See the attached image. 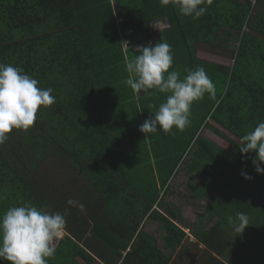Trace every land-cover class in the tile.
Listing matches in <instances>:
<instances>
[{
	"label": "trees",
	"instance_id": "16d2710c",
	"mask_svg": "<svg viewBox=\"0 0 264 264\" xmlns=\"http://www.w3.org/2000/svg\"><path fill=\"white\" fill-rule=\"evenodd\" d=\"M176 3L0 0V62L22 68L56 98L38 110L31 135L13 141L18 131L13 130L0 145V215L31 202L65 216L69 236L48 264H179L175 259L184 256L186 243L209 250L206 264H264V175L255 171V153L245 156L238 148L241 136L264 120V0H205L207 11L197 19L181 15ZM164 18L170 25L158 41L171 45L170 71L183 78L203 67L216 96L205 94L192 105L191 124L182 131L187 143L176 157V151H157L166 166L157 174L160 196L158 188L138 193L137 185H129L145 162L121 135L128 100L139 98L147 112L166 99L156 90L137 97L125 84L126 59L139 54L137 46H148L153 23ZM201 46L231 57L233 66L199 58ZM205 127L234 152L204 137ZM47 156L66 166L75 194L70 189L58 197L38 187L36 177ZM181 176L195 199L208 201L197 224L187 227L194 240L181 226L182 214L160 200ZM84 184L87 192L80 189ZM79 194L86 195L83 211ZM238 212L249 217L243 233L228 223Z\"/></svg>",
	"mask_w": 264,
	"mask_h": 264
},
{
	"label": "clouds",
	"instance_id": "9594fccd",
	"mask_svg": "<svg viewBox=\"0 0 264 264\" xmlns=\"http://www.w3.org/2000/svg\"><path fill=\"white\" fill-rule=\"evenodd\" d=\"M161 2L167 4L168 0ZM175 7L181 15L193 19L207 11L205 0H177ZM122 45L129 49L127 42ZM138 51V55L125 61L128 73L125 84L137 95L149 90L166 94L158 111L140 125L139 131L146 139L157 132L168 134L173 128L184 131L191 124L192 105L205 94L215 99L214 82L201 66L189 70L183 78L178 71H170L173 53L167 42L161 40L155 46L149 43ZM38 83L22 68L0 62V145L6 143L13 130L28 131L36 121L38 110L55 103L53 90L38 87ZM238 148L245 156L255 153L252 161L255 171L264 175L261 167L264 164V120L241 136ZM241 174L246 180L251 179L245 173ZM67 203L73 205L74 202L69 200ZM79 209L83 211L84 205L80 204ZM66 223L61 213H50L31 202L10 207L0 215V260L8 264H48V259L55 256L57 246L69 236ZM228 223L234 231L243 233L249 217L238 212L235 217H228Z\"/></svg>",
	"mask_w": 264,
	"mask_h": 264
},
{
	"label": "rangeland",
	"instance_id": "374dc122",
	"mask_svg": "<svg viewBox=\"0 0 264 264\" xmlns=\"http://www.w3.org/2000/svg\"><path fill=\"white\" fill-rule=\"evenodd\" d=\"M236 44V41H234L233 47H235ZM199 58L228 67L233 66L234 63L231 57L225 55L221 56L219 54L210 52L204 46H201V48L199 47ZM142 97L143 96H141V98ZM139 100V98L133 97L125 103L127 104L126 108H123L126 113L125 116L123 115L124 131L123 135H121L122 139L123 141L128 143L129 151H137V153H135L136 157L142 158L143 163L145 162L143 165L139 166V169L136 170L138 178L135 180H133V178H129L128 182L132 188H135V186L137 185L136 191L138 193H141L143 191L148 193L154 191L155 188H158V190H160V196H162V181L161 178H158L157 174L161 175V165L164 166L165 169L166 166L163 164V162L161 163L162 158L164 157L163 153H157V151H176L174 154V157H176L177 154H179V151H182V146L187 143V138L185 137V133L179 131L174 132L173 134L169 133L168 135L151 134L150 137H147L146 139L145 134L139 131L140 125H142L144 121L151 115H155L158 109L153 108L145 112L140 109L142 102H140ZM201 117L202 116H200V119ZM209 123L210 125L223 131L225 134L230 136V138L237 141L234 137H232L228 132H226L212 120H210ZM196 125L197 117L194 122L195 127ZM202 133L204 137L211 139L221 147L228 149L230 152H234L235 149L231 147L229 143L224 139L216 135L211 129L205 127L202 130ZM26 134L31 135V132L18 130L16 133H14L13 141L24 139L27 136ZM65 168H63L61 160L54 158V156H47L42 164L41 171L36 177L38 187L46 190L47 193L52 192L54 195L60 194L58 197H61V194L68 192L67 190L71 189L72 191L74 178L70 173L67 172ZM187 182L188 180L184 176L177 178L176 180L171 182V184L169 185V189L164 194V198L160 197V200L163 199V201L161 202L163 204V207L170 208L173 211H176V214H182L184 223L181 226L184 228L190 238L194 240L187 227H191L192 225L197 224L200 216L205 212L208 201H198L197 199H195L193 196L194 191L187 188ZM80 189L87 192V186L85 184L81 186ZM76 191L77 188H74V194L76 193ZM85 197L86 195H78L77 198L79 204H82L84 202ZM159 209H161L160 206ZM185 247L186 252L184 253V256L182 258L175 259L177 263L206 264V260L208 257L207 252H209V250L198 247L195 244L192 245L190 243H186Z\"/></svg>",
	"mask_w": 264,
	"mask_h": 264
},
{
	"label": "built area",
	"instance_id": "2783aa9c",
	"mask_svg": "<svg viewBox=\"0 0 264 264\" xmlns=\"http://www.w3.org/2000/svg\"><path fill=\"white\" fill-rule=\"evenodd\" d=\"M167 28V26L164 24L163 21H159V22H156V23H153L152 25V34H151V38L149 39L148 43H157L159 42L158 41V38L160 36V32L165 30ZM143 45H139L136 47V50H138L140 47H142ZM64 237V236H63ZM63 239V238H62ZM61 239V240H62ZM57 241V244L61 241Z\"/></svg>",
	"mask_w": 264,
	"mask_h": 264
},
{
	"label": "water",
	"instance_id": "95a60500",
	"mask_svg": "<svg viewBox=\"0 0 264 264\" xmlns=\"http://www.w3.org/2000/svg\"><path fill=\"white\" fill-rule=\"evenodd\" d=\"M162 21L164 22V24L168 27L170 25L169 23V19L168 18H164L162 19ZM122 32H123V35H124V39L125 40H128V36H127V30H126V26L124 23H122ZM149 39L151 38V35L148 37Z\"/></svg>",
	"mask_w": 264,
	"mask_h": 264
},
{
	"label": "crops",
	"instance_id": "0c3cea01",
	"mask_svg": "<svg viewBox=\"0 0 264 264\" xmlns=\"http://www.w3.org/2000/svg\"><path fill=\"white\" fill-rule=\"evenodd\" d=\"M90 237V236H89Z\"/></svg>",
	"mask_w": 264,
	"mask_h": 264
}]
</instances>
